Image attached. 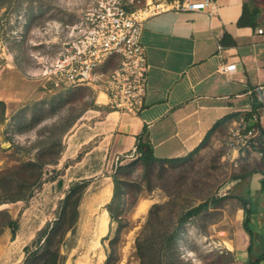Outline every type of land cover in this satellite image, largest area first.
I'll list each match as a JSON object with an SVG mask.
<instances>
[{
    "label": "rangeland",
    "instance_id": "1",
    "mask_svg": "<svg viewBox=\"0 0 264 264\" xmlns=\"http://www.w3.org/2000/svg\"><path fill=\"white\" fill-rule=\"evenodd\" d=\"M90 3L0 0V101L4 102L0 103V171H13L36 159L47 142H54L49 157L61 146L57 160L41 168L30 197L0 204L19 222L14 235L10 228L0 235V264L24 263L25 247L62 216L72 190V200L81 196L77 214L73 217L72 209L67 214L74 222L61 245L64 264H171L172 243L161 245L162 235H170L183 214L207 201L208 207L180 226L179 258L190 264H248L250 238L236 194L250 185L254 200L264 206V187L257 185L259 172L236 177L264 168V148L258 140L241 150L233 148L229 131L239 118L182 160L146 164L139 155L103 159L86 143L96 121L114 111L99 100L100 80L55 86L45 78L47 67L79 33ZM117 64V58L107 60L98 75ZM29 180L14 186L29 185ZM107 186L111 196L101 202ZM233 187L237 190L231 196ZM215 196L223 199L214 202ZM105 210L107 230L98 235L97 221ZM258 222L264 226V213Z\"/></svg>",
    "mask_w": 264,
    "mask_h": 264
},
{
    "label": "crops",
    "instance_id": "2",
    "mask_svg": "<svg viewBox=\"0 0 264 264\" xmlns=\"http://www.w3.org/2000/svg\"><path fill=\"white\" fill-rule=\"evenodd\" d=\"M148 1L156 0L130 6ZM244 10L248 23L240 25ZM142 42L151 65L144 105L136 114L114 110L96 121L86 141L90 151L103 159L138 156L146 128L157 157H185L253 109L264 130V0H217L214 16L207 10L161 12L145 21ZM231 63L236 69L220 71ZM258 171L262 190L264 168ZM106 189L107 201L110 186L100 196Z\"/></svg>",
    "mask_w": 264,
    "mask_h": 264
},
{
    "label": "built area",
    "instance_id": "3",
    "mask_svg": "<svg viewBox=\"0 0 264 264\" xmlns=\"http://www.w3.org/2000/svg\"><path fill=\"white\" fill-rule=\"evenodd\" d=\"M136 0H91L79 27V33L68 41L57 58L44 71L55 86L93 84L100 80L103 102L115 111L136 114L144 105L150 71L146 48L142 42L144 23L150 17L169 10H207L216 14L217 0H156L131 7ZM262 32V30H260ZM118 64L107 74L98 68L107 60ZM227 73L236 64H223ZM259 117L241 116L229 131L233 148L250 147L260 133Z\"/></svg>",
    "mask_w": 264,
    "mask_h": 264
},
{
    "label": "trees",
    "instance_id": "4",
    "mask_svg": "<svg viewBox=\"0 0 264 264\" xmlns=\"http://www.w3.org/2000/svg\"><path fill=\"white\" fill-rule=\"evenodd\" d=\"M247 12L242 15L239 20L240 25H245L248 23L247 19ZM0 103L4 104L3 101ZM254 109L250 112L246 113V118L248 119L254 114ZM220 121L217 123L219 124ZM260 133L256 138L262 145L264 144V130L261 128L260 124H258ZM54 142L50 141L43 144L38 156L34 160L27 161L24 166L20 168H16L13 171L5 170L0 171V204L5 202L17 201V200H25L30 197L32 193L31 185L40 177L41 168L48 164L53 163L57 160L58 155L60 153V147L57 150L55 156H47V152L53 148ZM137 151L140 153L139 157L142 159L143 162L146 164H150L154 161L160 162H173L182 160V157H172V158H160L157 157L154 153L153 145L149 140V136L147 133L146 128L139 137L138 144H137ZM37 168V170H36ZM35 169V170H34ZM39 173L36 174V171ZM255 172H259L257 170H251L245 172L236 177V179H244L247 177H251ZM23 174L22 177L18 176L17 174ZM37 175V176H36ZM29 178L32 180L30 181ZM26 182L29 180V185L26 184H18V181ZM83 190V189H82ZM236 188H231L229 194L232 196L236 193ZM252 188L247 186L245 189L240 191V193L236 194V197L240 199L242 202V208L244 211V218H243V227L247 234L249 235L250 241L247 248L248 254V264H260L264 261V250L259 251L258 247H264V226H259L258 216L264 213V206L259 200L256 202L252 196ZM81 194L75 199L72 200L74 197L73 190L72 193L65 198L64 207L62 216L56 220L53 224L46 226L37 236L33 245L26 246L25 249L27 251V256L23 264H64L62 254H61V245L64 241L65 235L70 228L73 226V222L68 218V211L72 209L73 217L77 214V207L80 201ZM222 196H215L212 198L214 202H218L222 200ZM208 207V201L200 204L197 207L192 208L186 214H183L179 225L173 232L168 236H163L161 239V245H166L171 242L172 248L168 255L171 264H190L185 262L183 259L179 258V252L176 249V242L179 236L180 226L188 219L189 216L197 213L200 209ZM70 223V224H69ZM6 228H10L13 235L19 228V222L11 217L7 209H0V235L4 232ZM259 240H258V239ZM165 240V241H164ZM169 247V246H168ZM230 253V252H229Z\"/></svg>",
    "mask_w": 264,
    "mask_h": 264
},
{
    "label": "bare ground",
    "instance_id": "5",
    "mask_svg": "<svg viewBox=\"0 0 264 264\" xmlns=\"http://www.w3.org/2000/svg\"><path fill=\"white\" fill-rule=\"evenodd\" d=\"M105 99H106V96H105V94L102 92L101 94H100V96H99V100L101 101V102H104L105 101ZM113 114H115V115H117V113L115 112V113H113ZM107 190V193H106V195H102V197H101V202H105L106 201V199L108 198V196L110 195V189H106ZM141 209H145V204H143L142 206H141ZM107 226H108V211H104L100 216H99V218H98V221H97V234L98 235H101V234H103V233H105L106 232V230H107ZM95 246H97V243H95L94 244V247Z\"/></svg>",
    "mask_w": 264,
    "mask_h": 264
}]
</instances>
